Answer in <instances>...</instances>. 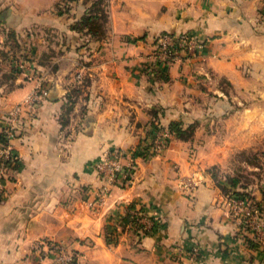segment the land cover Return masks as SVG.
<instances>
[{
  "label": "crops",
  "instance_id": "obj_1",
  "mask_svg": "<svg viewBox=\"0 0 264 264\" xmlns=\"http://www.w3.org/2000/svg\"><path fill=\"white\" fill-rule=\"evenodd\" d=\"M88 3L65 11L64 0H0V132L14 104L48 93L23 111L11 140L19 167L0 200V264H35L39 238L78 251L77 264H264V247L241 236L208 172H232L231 158L264 142V0H107L97 40L71 29ZM185 30L200 34L199 54L151 75L153 37ZM154 119L196 127L190 140L171 135L141 157L135 149ZM110 149L131 160L132 180L91 206L95 165ZM252 194L264 221V195ZM130 206L158 226L125 225L107 242Z\"/></svg>",
  "mask_w": 264,
  "mask_h": 264
},
{
  "label": "built area",
  "instance_id": "obj_2",
  "mask_svg": "<svg viewBox=\"0 0 264 264\" xmlns=\"http://www.w3.org/2000/svg\"><path fill=\"white\" fill-rule=\"evenodd\" d=\"M202 40L190 35L163 33L156 39L157 50L150 56L151 63L159 65L161 62H174L183 57H194L202 49ZM79 73L77 77L79 78ZM47 95L43 88L34 89L27 94L22 101L13 105L4 116L3 133L7 144L0 145V196L5 192L7 181V168H4V162L16 158V153L11 146V140L15 137L21 120L23 111L26 108L33 111L35 106ZM171 137L166 127L159 126L148 140L140 141L135 151L141 157L160 153L167 145ZM148 145V147H147ZM146 156V157H147ZM124 151L119 149H110L106 151L96 162V170L101 180L95 200L91 206H98L108 196L111 188L120 180L123 183H129L132 180L133 165L131 160L124 163ZM190 193L194 186L193 182H181ZM189 188V189H188ZM229 215L234 219L241 236L253 239L259 246L264 247V221L261 216V209L258 203L253 200L229 196L225 198ZM138 223L145 229H152L153 221L137 215ZM119 229V228H117ZM31 252L35 259V264H77L79 252L63 245L61 242L51 238H39L31 243ZM174 264H184L181 259H176Z\"/></svg>",
  "mask_w": 264,
  "mask_h": 264
},
{
  "label": "trees",
  "instance_id": "obj_3",
  "mask_svg": "<svg viewBox=\"0 0 264 264\" xmlns=\"http://www.w3.org/2000/svg\"><path fill=\"white\" fill-rule=\"evenodd\" d=\"M71 1L75 0H64L65 5L64 10L67 11L68 7L67 4ZM87 2V1H86ZM88 5L85 7L84 14L76 21H74L71 24V29L75 30L77 32H81L83 34L88 35L91 39H101L104 37L106 30H107V22H108V14H107V0H88ZM166 33V32H165ZM130 38H128L129 40ZM153 69H151L150 74L156 75L157 77L160 75L159 72L155 69V66H152ZM155 67V68H154ZM154 75V76H155ZM159 77H162L160 75ZM220 87L223 91L229 92L230 85L227 81L221 80L220 81ZM153 117L156 118L157 115L153 114ZM151 131L147 132L146 138H144L142 141L145 142V140H148V138L154 134L155 130L158 129L159 123L156 119L151 121ZM195 123H191L188 125H184L179 120H171L167 126V129L169 130L170 134L174 136L177 139L180 140H190L194 134L195 131ZM7 140L5 138V135L3 131L0 132V145H6ZM148 147V145H147ZM149 153H146L144 156L146 157ZM238 159H240L242 162H246L251 165L258 166V164L251 162V160H258L255 153H238L236 155ZM19 167V159L16 155V158H14L12 161L8 160L4 162V168L11 169L12 172H14ZM260 167V166H258ZM237 168V167H236ZM233 168L232 172H226L222 173L219 172V168L216 165H213L208 169V172L211 176V178L215 181V183L219 186L222 193L226 196H235L238 198H245L249 200H255L253 196L249 193V190L247 189V184L245 185H239V180L241 178V167H238L237 169ZM240 170V171H239ZM248 174L250 176L253 172L247 171L244 169L243 173ZM221 173V174H220ZM0 196V200H1ZM256 203H258L259 208L261 209L260 201L258 202L255 200ZM141 210V209H140ZM140 213L138 209H135L134 206H130L129 210L125 215L118 216L117 221L115 224H109L108 230L105 232V237L107 242H115L117 238V228H122L125 225L131 226L133 231L135 233H139L142 231L143 233H150L155 230V228L158 226L157 223L153 221L152 229L150 228L145 229L142 227L140 223H138L137 215ZM246 242L252 246L257 247V243L251 239L246 238Z\"/></svg>",
  "mask_w": 264,
  "mask_h": 264
},
{
  "label": "rangeland",
  "instance_id": "obj_4",
  "mask_svg": "<svg viewBox=\"0 0 264 264\" xmlns=\"http://www.w3.org/2000/svg\"><path fill=\"white\" fill-rule=\"evenodd\" d=\"M166 33H171V32H168V31H165ZM165 32H160V33H157L154 37H153V40H152V52L150 53V56H152L153 53L156 52L157 50V46H156V39L161 36L163 33ZM171 34H174V35H180V34H185V35H190V36H193V37H196V38H200V34L198 32H194V31H180L178 33H171ZM201 39V38H200ZM181 60V59H180ZM178 60V61H180ZM176 62V61H174ZM174 62H169L168 64H166V62H161L160 65H170ZM151 65H153V63H151ZM156 66V65H154ZM20 66L16 64V69H20L19 68ZM157 67V66H156ZM15 69V70H16ZM152 69V68H151ZM15 105V104H14ZM5 116V115H4ZM262 140L264 141V136H262ZM248 152L250 153H255L256 156L258 157L257 159L258 160H251V162L253 163H256L258 164V166H255V165H251V164H248L246 162H242L240 159H238L237 156H234V158H231L229 161H228V165L229 168L233 169V168H238V167H241L240 170H241V178L239 180V185H242L245 183V185L247 184V189L249 190V193H261L264 195V142L262 144H258L257 145V149L255 150H250V151H245L244 153H247ZM137 153V152H136ZM138 154V153H137ZM226 162V161H225ZM236 168V169H237ZM209 169V168H208ZM247 170V171H251L253 172L250 176H248V174H246L245 172L243 173V171ZM7 170V181H6V184L9 180H11L12 178V171L11 169H6ZM220 170L219 172H222V173H226V172H223L220 168L218 169ZM239 170V171H240ZM221 174V173H220ZM101 185V184H100ZM6 186V185H5ZM253 196V198L255 199V196L253 194H251ZM229 196H225V198H227ZM255 201V200H254ZM262 210V209H261ZM260 210V211H261ZM262 213V211H261Z\"/></svg>",
  "mask_w": 264,
  "mask_h": 264
},
{
  "label": "water",
  "instance_id": "obj_5",
  "mask_svg": "<svg viewBox=\"0 0 264 264\" xmlns=\"http://www.w3.org/2000/svg\"><path fill=\"white\" fill-rule=\"evenodd\" d=\"M47 95H48V93H47Z\"/></svg>",
  "mask_w": 264,
  "mask_h": 264
}]
</instances>
